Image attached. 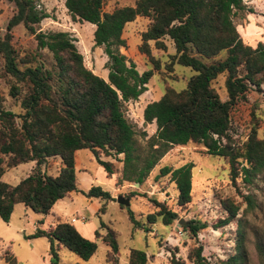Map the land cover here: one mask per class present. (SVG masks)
<instances>
[{
  "label": "trees",
  "instance_id": "trees-1",
  "mask_svg": "<svg viewBox=\"0 0 264 264\" xmlns=\"http://www.w3.org/2000/svg\"><path fill=\"white\" fill-rule=\"evenodd\" d=\"M15 6L9 18L7 31L0 38V56L4 59V73L11 80L9 95L18 105L15 112L4 108L0 97V218L8 222L14 205L22 203L34 213L48 214L52 206L69 192L78 190L74 153L89 149L110 178L115 164L105 157L122 155L121 173L116 184L123 182L142 184L151 170L174 145L201 144L206 152L218 155L229 164V180L251 185L258 175L264 176V137L258 136L259 118L251 111L250 126L244 136H233L230 112L233 106L247 99L250 90L264 89V43L245 44L233 22L245 11L243 0H135L133 5H123L103 11L107 0H64V5L74 20L94 24V46L101 47L107 60V80L83 62L76 38L67 31H42L39 24L49 16L39 0H8ZM248 13L253 12L250 8ZM147 17L149 23L140 33L138 50L152 68L139 72L133 62H127L119 47L125 46L122 33L127 23L136 17ZM22 24L33 35L35 53L18 59L11 45V29ZM168 37L175 52L170 55L168 68L173 63L188 67L194 74L184 89L166 87L162 95L143 108L145 123L155 122V132L139 142L136 128L125 117V105L136 100L147 90L153 70L160 68L150 47L166 49ZM225 52L224 58H217ZM224 75L226 99H221L213 82ZM264 116V108L260 110ZM141 135L146 136L145 132ZM61 159L56 175L42 170L49 157ZM34 161V168L17 184L2 180V175L21 163ZM192 162L176 168L162 166L157 178L170 174L177 190V204L183 206L191 200ZM82 193L89 198L102 200L99 212L112 200L108 191L91 186ZM130 192L128 196L136 195ZM145 195V194H142ZM247 206L256 207L252 194H242ZM155 210L146 215L144 230L161 221L169 225L179 219L178 213L164 202L150 198ZM122 206V205H121ZM124 207V206H122ZM226 215L215 228L237 223L235 252L223 264H248L246 231L239 217L241 205L231 198L222 200ZM134 227L144 225L129 211ZM106 228L101 235L109 249L106 257L115 259L118 243L115 231ZM207 226L200 220H187L183 230L196 236ZM254 247L259 264H264V235L253 230ZM46 237L49 243V264H58V248L63 246L83 260L95 252L97 244L81 235L76 227L57 219L48 229L36 227L29 236ZM202 245L194 246L188 253L193 264H209L202 254ZM6 264H17L10 251L2 255ZM145 251L130 249L127 264H146ZM116 262V261H115ZM173 264H183L172 260Z\"/></svg>",
  "mask_w": 264,
  "mask_h": 264
},
{
  "label": "rangeland",
  "instance_id": "rangeland-1",
  "mask_svg": "<svg viewBox=\"0 0 264 264\" xmlns=\"http://www.w3.org/2000/svg\"><path fill=\"white\" fill-rule=\"evenodd\" d=\"M135 0H107L103 5V11L123 5H133ZM245 11L243 15L234 17L233 22L245 44L256 46L258 42L264 43V0H243ZM39 5L48 12L49 16L44 18L39 27L42 31L61 30L69 32L76 38L78 50L83 55L84 65L94 73L107 80V69L104 64L107 56L101 47L94 46L93 30L94 24L87 21L74 20L68 13L64 0H39ZM251 9L253 12L248 13ZM15 12V6L8 0H0V38L7 31L6 25L9 18ZM149 23L147 17L138 16L132 22L125 25L122 36L126 45L119 47L127 62H133L139 72L152 68L147 57L138 50L140 33L146 29ZM11 45L17 53V58L25 59L27 55L35 53L36 42L33 35L26 31L22 24L11 29ZM166 49L155 48L152 41L150 47L152 54L159 59L160 68L153 70L154 74L147 83V90L136 100H130L125 105V117L136 128L137 138L140 143L152 135L156 130L155 122L145 123L142 117L143 108L153 100L158 99L166 87L176 90L184 89L187 80L194 74L188 67L173 63L168 68L170 55L175 52L173 42L164 38ZM225 52H221L217 58H224ZM4 59L0 56V97L4 108L18 112V105L9 95L11 85L10 77L4 73ZM224 75H220L213 82V86L219 93L221 99H226L224 88ZM263 91L250 90L247 99L236 103L231 109V123L233 125V136H244L250 126L251 111L257 114L259 120L258 136L264 137V116L260 110L264 108ZM145 132L146 136L141 135ZM80 172L78 176V190L57 201L48 214L34 213L22 203L14 205L13 212L8 222L0 218V264H6L2 255L10 251L17 259V264H49V243L46 237L30 238L36 227L48 229L56 221V217L69 221L73 216L84 221V224L75 223L82 236L94 240L97 248L94 254L83 260L67 248H58V264H127L130 249L143 250L146 253V264H173L172 260L182 261L183 264H193L188 257L190 250L196 245H202L203 252L209 264H223L229 255L235 252V235L237 223L231 222L227 225L215 228L219 218L226 215L222 207V200L231 198L241 205L239 217L246 231V248L248 253V264H259L258 256L254 247L253 230L264 235V176L258 175L251 185L243 184L240 178L233 183L229 180V164L226 159L218 155L208 154L205 148L198 143L186 145H174L151 170L142 184L123 182L116 184L120 175L122 155L105 157L103 160L113 161L115 173L111 178L106 176L103 167L96 161L89 149L78 151ZM192 162L191 168V200L189 203L179 206L177 204V190L170 174L156 175L159 169L166 165L176 168L184 163ZM43 166V165H42ZM53 160L44 164V171H52ZM34 168L33 162L21 163L8 169L2 180L15 185L26 177ZM115 180V181H114ZM91 186H100L108 191L112 200L106 203L104 212H99V207L104 203L100 199L89 198L82 191ZM136 195L128 196L130 192ZM252 194L256 207L253 210H245L247 204L242 194ZM145 194V195H142ZM119 196L129 198V206L122 207L118 202ZM156 198L164 202L169 208L178 213L179 219L169 225H164L160 220L150 225V231H145L146 215L155 210V206L149 201ZM129 211L134 213L135 219L144 225L134 227L129 220ZM200 220L206 222L207 226L199 231L196 236L187 234L182 226L187 220ZM106 226L115 231L118 243V252L108 260L106 252L109 247L96 238L95 230L101 235L105 234Z\"/></svg>",
  "mask_w": 264,
  "mask_h": 264
},
{
  "label": "crops",
  "instance_id": "crops-1",
  "mask_svg": "<svg viewBox=\"0 0 264 264\" xmlns=\"http://www.w3.org/2000/svg\"><path fill=\"white\" fill-rule=\"evenodd\" d=\"M80 150V149H79ZM79 150H76L75 151V153H74V158H75V172H76V175H77V179H78V176H79V174L80 173H83V172H80L79 170H77L78 169V164H79V156H78V151ZM92 153V152H91ZM53 160V167H52V171H55V173L53 174V173H50L49 171L48 172H46L47 174H50V175H56L57 173H58V170H59V168H60V166L62 165V163H61V159L58 157V156H54V157H49V158H47L46 159V161H45V163L47 162H49V161H52ZM29 162H33L34 163V161H29ZM26 163V162H25ZM44 163V164H45ZM44 164H43V166H42V170L44 171ZM34 165H35V163H34ZM45 172V171H44ZM112 177V176H111ZM110 177V178H111ZM115 181V180H114ZM72 192H74V191H71V192H69L66 196H70L71 195V193ZM65 196V197H66ZM61 200V199H60ZM59 201V200H58ZM55 205V204H54ZM53 205V206H54ZM52 206V207H53ZM50 212V211H49ZM72 218H73V216L72 217H70V219H69V223H71V224H73L75 227H76V229L80 232V230L77 228V226H76V224L75 223H79V224H81V225H83L84 224V221H81V220H79V219H76L75 217V220L74 221H72ZM57 219H59V220H61L59 217H56V220ZM62 221H65V220H62Z\"/></svg>",
  "mask_w": 264,
  "mask_h": 264
},
{
  "label": "water",
  "instance_id": "water-1",
  "mask_svg": "<svg viewBox=\"0 0 264 264\" xmlns=\"http://www.w3.org/2000/svg\"><path fill=\"white\" fill-rule=\"evenodd\" d=\"M135 185H138V183H135ZM117 202L122 206H129V198L127 197L119 196Z\"/></svg>",
  "mask_w": 264,
  "mask_h": 264
},
{
  "label": "built area",
  "instance_id": "built-area-1",
  "mask_svg": "<svg viewBox=\"0 0 264 264\" xmlns=\"http://www.w3.org/2000/svg\"><path fill=\"white\" fill-rule=\"evenodd\" d=\"M75 220V218H72V221H74Z\"/></svg>",
  "mask_w": 264,
  "mask_h": 264
}]
</instances>
